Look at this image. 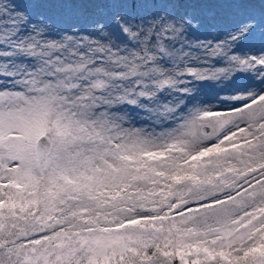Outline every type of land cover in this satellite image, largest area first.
I'll return each instance as SVG.
<instances>
[{"label":"snow or ice","instance_id":"6c2138e0","mask_svg":"<svg viewBox=\"0 0 264 264\" xmlns=\"http://www.w3.org/2000/svg\"><path fill=\"white\" fill-rule=\"evenodd\" d=\"M0 264H264V0H0Z\"/></svg>","mask_w":264,"mask_h":264}]
</instances>
